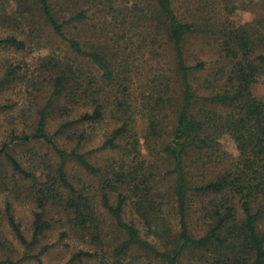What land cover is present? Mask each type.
Here are the masks:
<instances>
[{
    "label": "trees",
    "instance_id": "16d2710c",
    "mask_svg": "<svg viewBox=\"0 0 264 264\" xmlns=\"http://www.w3.org/2000/svg\"><path fill=\"white\" fill-rule=\"evenodd\" d=\"M186 1L195 2L192 10H199L207 5L213 6L217 0ZM85 5H95L103 17L101 24L104 28L100 27L98 31L106 39L98 43L100 46L96 49L86 47L81 44V38L69 37L66 33L67 25L72 20L84 23L88 19L85 8L76 10L69 18L61 19L54 10L52 0L17 2L19 19L37 14L54 35L63 39L73 56L92 64L99 73L97 80L69 60L48 58L43 61L53 81L51 95L39 112L35 131L15 137L21 141L43 140L52 147L58 157V181L68 190L63 202L74 214L72 221L80 227L90 226L92 235H95V228L92 227L96 219L93 207L65 175L64 165L70 160L97 175L102 184L117 195L115 206L108 208L118 226L124 230L126 239L116 248V255H124L137 248L164 264H180L183 253L192 250L202 254L205 259L202 258L203 264H264V99L251 91L258 77L264 75V53L260 50L261 46L264 47V39L254 38L251 29L245 27L247 24L236 26L226 16L208 26V30L204 29L227 61L228 70L221 91L202 93L193 88L191 76L204 72L206 66L202 60L189 64L184 51L185 40L201 31L202 25L197 24L194 14L191 20L182 19V0H87ZM133 37L140 41L139 50L144 43L149 45L154 55L164 58L167 51L173 64L172 77H175L179 90L176 120L170 140L162 148L172 165L170 206L177 219L176 232L172 231L158 210L161 196L155 187L153 189V176L138 171L134 152L136 150L138 154V142L128 131L127 122L114 128L95 150L118 152L120 145L117 141L126 137L130 138L128 143L131 149L128 151L133 158H129L125 149V157L105 171L92 165L86 153L59 147L54 134L49 135L45 130L47 109L56 100L67 99L73 108L91 106L90 112H81L72 123L101 120L107 96L122 115L125 113L124 107L130 95L126 69L129 55L125 51ZM122 40L126 41L123 48ZM0 46L22 50L25 42L8 36L0 38ZM14 72L8 69L5 79H15ZM67 108L68 105H63L56 110L65 114ZM150 127L154 130L155 122L151 121ZM62 128L63 125L58 132ZM225 134L233 140L236 155L220 150L218 140ZM5 147L3 144L0 153L5 155L13 169L28 175L5 151ZM52 193V198L62 197L56 190H52ZM44 198H38L40 209H43ZM127 201L132 202L135 211L145 220L148 231L159 239L167 237L172 240L170 247L160 248L143 239L135 226L122 218V207ZM195 202L199 205V215L207 220L206 230L197 236L190 232L187 218ZM8 220L16 237L26 248L24 257L37 236L50 227L42 211L35 212L32 239L27 241L10 215ZM92 256L90 252L80 251L73 257ZM96 264L128 263L121 258L111 262L103 258Z\"/></svg>",
    "mask_w": 264,
    "mask_h": 264
},
{
    "label": "rangeland",
    "instance_id": "374dc122",
    "mask_svg": "<svg viewBox=\"0 0 264 264\" xmlns=\"http://www.w3.org/2000/svg\"><path fill=\"white\" fill-rule=\"evenodd\" d=\"M18 1L0 0V38L14 36L25 42L22 50L0 46V148L3 144L6 145L5 151L28 175L15 171L5 155L0 153V264H96L103 258L109 262L121 258L128 264H164L137 248L124 255L115 254L116 248L126 239L124 230L118 226L108 208L115 206L117 195L106 188L97 175L70 160L64 165L65 175L68 182L90 201L96 218L92 227L95 228L97 237L92 235L90 226L76 225L72 221L74 214L63 202L68 190L58 181V157L52 147L43 140L21 141L15 138L35 131L39 112L51 95L53 81L50 70L45 69L43 61L48 58L69 60L74 65H80L86 74L99 79V73L92 64L73 56L63 39L54 35L37 14L19 19ZM52 1L54 10L61 19L69 18L76 10L86 9L88 19L84 23L72 20L67 25L66 33L69 37L81 38V44L93 49L106 39L98 31L104 25L101 24L103 17L95 5L86 6L87 0ZM194 4L195 2L182 0V19L191 20L194 14L197 24L202 25L201 31L185 40V57L189 64L202 60L206 69L193 74L191 84L197 92L221 91L225 72L228 70L227 61L204 29L208 30V26L226 16L236 26L247 24L245 27L251 29L254 38L264 39V0H217L213 6L192 10ZM99 37L104 38L98 39ZM125 42L121 41L122 48ZM262 43L264 45V41ZM139 44L140 41L133 37L125 51L129 55L126 69L130 95L123 115L107 96L101 120L95 123H72L81 112H90L91 106L73 108L67 99L60 100L61 102L56 100L47 109L45 130L49 135L54 134L55 143L59 147L86 153L92 165L105 171L108 166L125 157V149L129 154L130 138L124 137L117 141L120 145L118 152L95 149L114 128L127 122L128 131L138 142V154L134 150L138 171L153 176V189L155 187L161 196L158 210L172 227V231L176 232L177 219L170 206L172 165L162 148L170 140L176 120L179 90L175 77H172L173 64L167 51L163 58L154 55L148 44L146 46L143 43V48L139 50ZM260 50L264 53V47L261 46ZM8 69L15 71V79H5ZM251 91L264 99V75L258 77ZM63 105H68L65 114L56 110ZM151 121L155 122V131L150 127ZM62 125L64 128L58 132ZM79 135L82 137L79 138ZM218 141L221 151L236 155L235 144L228 135H223ZM129 158H133V154H129ZM52 190H56L62 197H50ZM41 196L45 197L43 209L38 208V198ZM196 203L189 210L187 218L190 232L197 236L206 230L207 220L199 215V205ZM40 210L50 227L37 236L24 257L26 248L16 237L8 216L13 218L26 240L31 241L34 213ZM122 218L132 223L143 239L160 248L171 246L172 240L167 237L159 239L148 231L145 220L135 211L132 202L127 201L122 207ZM80 251L90 252L93 256L73 257ZM202 258L205 261L200 252L187 250L183 253L180 264H203Z\"/></svg>",
    "mask_w": 264,
    "mask_h": 264
}]
</instances>
